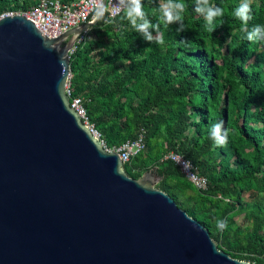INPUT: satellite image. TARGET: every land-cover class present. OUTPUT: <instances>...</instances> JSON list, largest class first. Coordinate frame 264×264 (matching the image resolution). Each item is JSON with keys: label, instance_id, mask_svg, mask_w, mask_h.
I'll return each instance as SVG.
<instances>
[{"label": "trees", "instance_id": "trees-1", "mask_svg": "<svg viewBox=\"0 0 264 264\" xmlns=\"http://www.w3.org/2000/svg\"><path fill=\"white\" fill-rule=\"evenodd\" d=\"M38 1L0 0V16L24 13ZM176 2L184 4L182 31L178 22L163 19L168 0H141L147 19L158 26V32L150 29L151 42L124 9L113 19L103 12L69 55L72 96L82 99L106 148L145 131L144 151L123 165L128 177L155 172L161 177L155 188L199 222L218 249L264 264V41L247 39L255 26H264V0H250L247 24L235 16L244 0H210L224 13L212 24L195 11L196 0ZM158 34L163 44L156 42ZM221 121L228 141L218 147L210 131ZM168 151L182 154L208 179L205 192L193 189L171 162H160ZM244 193L257 197L245 202ZM217 221L226 227L219 229Z\"/></svg>", "mask_w": 264, "mask_h": 264}, {"label": "water", "instance_id": "water-1", "mask_svg": "<svg viewBox=\"0 0 264 264\" xmlns=\"http://www.w3.org/2000/svg\"><path fill=\"white\" fill-rule=\"evenodd\" d=\"M99 18L47 39L0 16V264H239L70 108L69 52Z\"/></svg>", "mask_w": 264, "mask_h": 264}, {"label": "built area", "instance_id": "built-area-1", "mask_svg": "<svg viewBox=\"0 0 264 264\" xmlns=\"http://www.w3.org/2000/svg\"><path fill=\"white\" fill-rule=\"evenodd\" d=\"M103 4L105 5L103 12L106 13L108 19L115 18L123 9L119 4V0H75L67 4H63L59 0H39L37 4L28 11L17 14L31 21L39 33L45 38L55 39L82 24L94 22L98 16V9H101ZM8 15L12 16L15 14L6 13L1 16ZM88 31L82 32L75 38V43L69 55H71L75 51L76 46L84 40ZM69 81L70 76L65 86V93L69 98L70 108L79 115L82 123L89 128L90 133L101 142L107 152L116 153L124 165L130 163L135 156L144 151L145 131L143 129L138 131L133 140H127L118 147L106 148L100 133L88 122L83 109L82 99L72 96ZM164 161L171 162L178 169L180 175L196 191L202 193L208 189V179L200 175L197 167L182 154L168 151L160 159V162Z\"/></svg>", "mask_w": 264, "mask_h": 264}, {"label": "clouds", "instance_id": "clouds-1", "mask_svg": "<svg viewBox=\"0 0 264 264\" xmlns=\"http://www.w3.org/2000/svg\"><path fill=\"white\" fill-rule=\"evenodd\" d=\"M120 6L125 11L126 18L131 23L132 27L141 34L145 41L151 42L154 37L150 29H155L158 32V26H154L147 19L143 11L141 0H119ZM163 19L166 24L179 23L177 31L183 30L182 13L184 4L176 2V0H168V3L162 6ZM195 11L202 15L208 24H212L217 17L223 16V9L210 3V0H196ZM250 0H244L241 5L235 9L236 18L247 24L251 17ZM98 15L103 16L102 9H98ZM110 22V21H105ZM158 44H163L162 34L155 37ZM247 39L250 42L264 41V26L257 25L247 33ZM210 137L214 144L218 147H223L227 144L228 134L224 130L223 122H218L212 125ZM217 227L223 229L226 227L224 221H217ZM239 264H248L247 261H240Z\"/></svg>", "mask_w": 264, "mask_h": 264}, {"label": "rangeland", "instance_id": "rangeland-1", "mask_svg": "<svg viewBox=\"0 0 264 264\" xmlns=\"http://www.w3.org/2000/svg\"><path fill=\"white\" fill-rule=\"evenodd\" d=\"M88 38L89 39H93L94 36L90 34ZM64 44H62V45L64 46ZM93 56H95V59L99 58V56H97L96 52L93 53ZM242 197H243V200L245 202L251 203V202H253L256 199L257 195H256V193H244ZM261 199L264 202V196L263 197L261 196ZM236 222L239 223V224H242L241 218H236Z\"/></svg>", "mask_w": 264, "mask_h": 264}]
</instances>
